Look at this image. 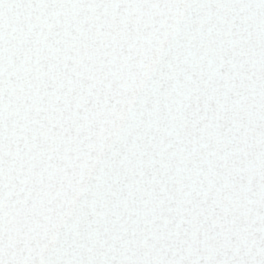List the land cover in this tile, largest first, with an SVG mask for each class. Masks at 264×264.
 Segmentation results:
<instances>
[{"label": "snow or ice", "instance_id": "6c2138e0", "mask_svg": "<svg viewBox=\"0 0 264 264\" xmlns=\"http://www.w3.org/2000/svg\"><path fill=\"white\" fill-rule=\"evenodd\" d=\"M0 264H264V0H0Z\"/></svg>", "mask_w": 264, "mask_h": 264}]
</instances>
